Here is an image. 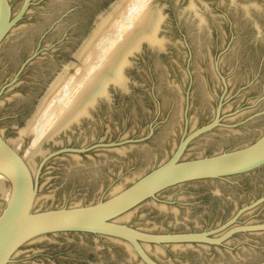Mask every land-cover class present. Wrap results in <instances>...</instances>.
<instances>
[{"label":"water","instance_id":"1","mask_svg":"<svg viewBox=\"0 0 264 264\" xmlns=\"http://www.w3.org/2000/svg\"><path fill=\"white\" fill-rule=\"evenodd\" d=\"M0 264H264V0H0Z\"/></svg>","mask_w":264,"mask_h":264}]
</instances>
